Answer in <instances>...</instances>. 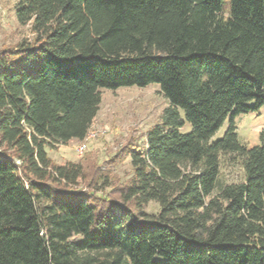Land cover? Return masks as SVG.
I'll use <instances>...</instances> for the list:
<instances>
[{"label": "trees", "instance_id": "trees-1", "mask_svg": "<svg viewBox=\"0 0 264 264\" xmlns=\"http://www.w3.org/2000/svg\"><path fill=\"white\" fill-rule=\"evenodd\" d=\"M222 4L15 0L32 39L0 49V264H264V137L236 132L264 107V0ZM150 85L168 106L113 158L127 179L49 157L84 139L100 90ZM229 158L243 180L221 185Z\"/></svg>", "mask_w": 264, "mask_h": 264}, {"label": "rangeland", "instance_id": "rangeland-1", "mask_svg": "<svg viewBox=\"0 0 264 264\" xmlns=\"http://www.w3.org/2000/svg\"><path fill=\"white\" fill-rule=\"evenodd\" d=\"M15 0H0V49L14 47L22 40H31L29 26H20L15 20ZM230 13V0H223L222 14ZM101 103L91 130H106L96 140L89 143L87 151L79 157L75 151L78 142L67 146H59L48 150L49 157L56 164L66 162L81 163L89 173L93 169L110 170L116 180L123 181L130 175L128 160L113 163V158L133 138L137 146L143 144L145 133L158 121L168 102L157 85L145 88L124 87L115 91L100 90ZM237 135L240 143L247 147L260 145L261 135L264 137V107L249 114H242L236 118ZM228 128L225 122L211 138L210 142L220 140ZM191 131L189 124H185L181 132ZM113 163V164H112ZM87 173V172H86ZM243 180V173L239 163L233 159L223 160L221 163L219 182L221 185L239 183ZM79 189L88 191L84 184ZM158 210L157 205L147 207V213Z\"/></svg>", "mask_w": 264, "mask_h": 264}, {"label": "built area", "instance_id": "built-area-1", "mask_svg": "<svg viewBox=\"0 0 264 264\" xmlns=\"http://www.w3.org/2000/svg\"><path fill=\"white\" fill-rule=\"evenodd\" d=\"M105 132L106 130L95 131L90 129L87 132L84 139L81 142H79V144L75 148L77 155L81 157L87 151L89 143L96 140V138L99 137V135L104 134Z\"/></svg>", "mask_w": 264, "mask_h": 264}]
</instances>
